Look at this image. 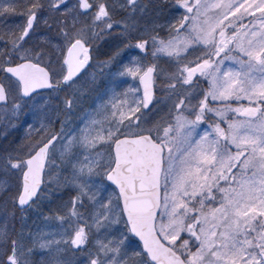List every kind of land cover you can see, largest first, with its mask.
Listing matches in <instances>:
<instances>
[{
    "label": "snow or ice",
    "instance_id": "snow-or-ice-1",
    "mask_svg": "<svg viewBox=\"0 0 264 264\" xmlns=\"http://www.w3.org/2000/svg\"><path fill=\"white\" fill-rule=\"evenodd\" d=\"M0 264H264V0H0Z\"/></svg>",
    "mask_w": 264,
    "mask_h": 264
}]
</instances>
